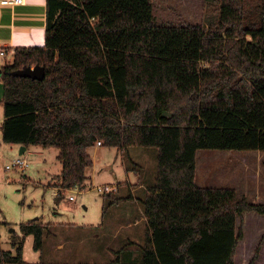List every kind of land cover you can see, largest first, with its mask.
Wrapping results in <instances>:
<instances>
[{"label": "trees", "instance_id": "16d2710c", "mask_svg": "<svg viewBox=\"0 0 264 264\" xmlns=\"http://www.w3.org/2000/svg\"><path fill=\"white\" fill-rule=\"evenodd\" d=\"M259 1L252 15L247 0H221L207 27L160 25L153 0H48L46 45L15 48L1 67L4 142L57 148L64 190L87 186L98 142L123 153L156 148V180L141 200L149 226L141 264H236L237 220L264 216V203L198 185L197 154L264 152ZM37 65L42 81L18 76ZM21 229L40 250L50 226ZM13 247L17 256L0 247V264L23 263L22 245Z\"/></svg>", "mask_w": 264, "mask_h": 264}, {"label": "rangeland", "instance_id": "374dc122", "mask_svg": "<svg viewBox=\"0 0 264 264\" xmlns=\"http://www.w3.org/2000/svg\"><path fill=\"white\" fill-rule=\"evenodd\" d=\"M155 20L160 25H197L211 27L219 20L221 0H153ZM259 0H247L252 15ZM13 62L0 56L1 67ZM2 73V72H1ZM0 73V247L17 256L14 242L22 245V264H141L149 233L143 219L144 208L135 200L115 203L129 196L128 177L147 172V189L137 192L145 198L155 182L158 150L132 147L128 153L116 148L98 147L90 151L93 166L87 170L88 185L64 190L59 176L62 164L57 148L31 146L21 154V145L4 142V84ZM18 159L28 169L14 167ZM135 163L137 164L135 166ZM12 166V169H7ZM131 173V174H128ZM135 177V174H134ZM135 179V178H134ZM197 183L202 187L233 188L239 196L257 202L264 191V152L200 150L197 154ZM113 186L114 194L98 191ZM60 194L56 196L55 194ZM75 196V201L69 197ZM129 220L134 224L128 225ZM48 224L40 250L34 235H26L23 224ZM243 237L236 252V264H264V216L244 213L237 220Z\"/></svg>", "mask_w": 264, "mask_h": 264}, {"label": "crops", "instance_id": "0c3cea01", "mask_svg": "<svg viewBox=\"0 0 264 264\" xmlns=\"http://www.w3.org/2000/svg\"><path fill=\"white\" fill-rule=\"evenodd\" d=\"M2 1L0 0V48L11 50L18 47L45 46L48 0H25L22 5H5L1 4ZM28 149L26 148L24 153ZM134 174L133 178L128 177L126 187L129 189V196H132L135 202L142 204L143 198L138 197L137 192L147 189V172H134ZM246 197L251 201L249 196ZM256 197L257 203H264V191L260 190ZM143 219L147 221L145 215ZM132 224L133 221L129 220L128 225L132 226Z\"/></svg>", "mask_w": 264, "mask_h": 264}, {"label": "built area", "instance_id": "2783aa9c", "mask_svg": "<svg viewBox=\"0 0 264 264\" xmlns=\"http://www.w3.org/2000/svg\"><path fill=\"white\" fill-rule=\"evenodd\" d=\"M24 3H25V0H3L1 2V4H5V5H22ZM0 56H2V57L9 56V57H11V59L14 60L15 51L13 49H11L10 51H7L5 48H0ZM97 144H98V146H101L102 143L98 142ZM13 166L17 167V168H21V169H28L29 163L25 159H18L15 161ZM7 169H12V166H7ZM97 189L101 193L113 192L115 190V188L113 186H110V185H106L104 187H98ZM69 200L75 201L76 200L75 196H70Z\"/></svg>", "mask_w": 264, "mask_h": 264}, {"label": "water", "instance_id": "95a60500", "mask_svg": "<svg viewBox=\"0 0 264 264\" xmlns=\"http://www.w3.org/2000/svg\"><path fill=\"white\" fill-rule=\"evenodd\" d=\"M18 76L23 77V78H31L33 80L42 81L45 78V68L42 66H39V65H37L35 67L29 66V67L21 70L18 73ZM25 150H26V147L22 146L21 147V154H23L25 152Z\"/></svg>", "mask_w": 264, "mask_h": 264}]
</instances>
